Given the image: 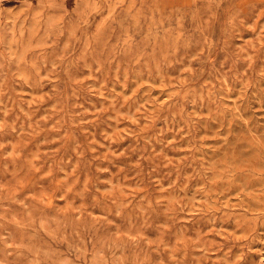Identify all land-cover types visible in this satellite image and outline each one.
<instances>
[{
  "label": "rangeland",
  "instance_id": "obj_1",
  "mask_svg": "<svg viewBox=\"0 0 264 264\" xmlns=\"http://www.w3.org/2000/svg\"><path fill=\"white\" fill-rule=\"evenodd\" d=\"M0 264H264V0H0Z\"/></svg>",
  "mask_w": 264,
  "mask_h": 264
}]
</instances>
